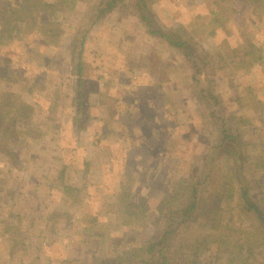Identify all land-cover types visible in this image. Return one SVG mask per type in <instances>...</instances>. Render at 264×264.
I'll use <instances>...</instances> for the list:
<instances>
[{
  "label": "rangeland",
  "instance_id": "1",
  "mask_svg": "<svg viewBox=\"0 0 264 264\" xmlns=\"http://www.w3.org/2000/svg\"><path fill=\"white\" fill-rule=\"evenodd\" d=\"M214 1L155 3L163 23L185 26L208 56L198 83L194 65L177 49L147 35L128 12L110 14L95 26L85 52L92 119L82 130L72 124L67 45L97 1L79 0L60 13L64 36L56 46H48L34 29H23L0 44V102L3 92H14L34 108L16 103L3 111L0 104L4 121L13 113L25 116H19V132L13 137H5L0 122V264H141L147 240L163 227L154 221L161 202L185 178L202 179L213 157L204 188L217 192L227 181L234 197L223 203L224 222L250 227L248 218H233L234 204L244 179L264 206V104L256 102L264 103V60L249 72L212 64L215 56H225L226 47L248 40L264 52V11L256 16L242 0H225L223 12H229L226 3L235 12L228 19L222 13V21L213 22ZM212 111L236 113L232 125L245 143L239 153L214 152L221 129L212 122ZM4 145L16 153L15 171L8 166L14 161H6ZM62 182L78 187L77 199L65 194ZM128 190L135 202L147 198V216L129 224L118 211ZM205 225L200 220L173 237L171 264H190L191 238L206 230ZM259 252L263 259L264 245ZM202 259V264H227L217 248Z\"/></svg>",
  "mask_w": 264,
  "mask_h": 264
},
{
  "label": "trees",
  "instance_id": "2",
  "mask_svg": "<svg viewBox=\"0 0 264 264\" xmlns=\"http://www.w3.org/2000/svg\"><path fill=\"white\" fill-rule=\"evenodd\" d=\"M79 0H21V3L14 4L12 0H2L0 2V44L8 42L15 38L18 33L24 30H36L40 37L46 41L48 46L60 44L64 36L63 24L60 19V13L66 9H72ZM91 9L84 14L83 21L78 24L73 39L68 43L70 74L72 77L73 99L72 105L74 115L72 124L74 128L82 130L87 128L92 117L89 111V99L92 94L90 67L85 59L86 42L92 29L105 21L110 14L118 11H126L131 16L138 19L145 27V32L152 38H157L165 42L170 47L177 49L178 52L189 62H191L196 73L193 78L198 83L202 81L201 75L206 70L208 56L198 45L196 39L189 30L181 25L168 26L163 23L155 9L156 0H96ZM243 3L252 8L253 13L259 16L264 11V0H242ZM216 8L211 6V15L213 22H220L225 0L214 1ZM228 14L226 19L230 18V13L235 12L234 8L226 3ZM62 43V42H61ZM226 47V54L223 57L215 56L213 66L221 63L232 64L239 71V68L249 72L257 65H261L264 60V52L255 42L250 40L247 44H240ZM6 71V69H2ZM208 73V72H205ZM204 93V92H203ZM215 103L218 99L211 93ZM1 109L7 111L13 104H18V108L34 110L28 103L21 102L19 95L14 92H3L1 95ZM6 99V100H5ZM8 99V100H7ZM13 100V101H12ZM8 102V103H7ZM257 104L264 103L256 100ZM16 109L17 111L19 109ZM263 108V107H262ZM21 110V109H20ZM23 110V109H22ZM264 112V109L262 110ZM3 115L6 116L3 112ZM12 115H15L13 113ZM8 117L4 123L3 132L6 137L16 136L19 132V116L25 117L22 113ZM12 117V118H11ZM210 117L212 122H218L221 132L219 138L214 143V152L223 149L228 155H234L240 152L241 146L245 145L242 135H239L232 125L236 113L219 115L212 111ZM2 132V133H3ZM7 138V137H6ZM4 147V154H7L8 162L14 161V164L8 166L15 171L17 165L16 153L7 145ZM236 156V155H235ZM213 166L215 157L212 158ZM236 173H239L241 160H235ZM88 165V162H87ZM206 175L199 179L197 177L185 178L178 183L171 195H167L161 202L160 214L155 217L158 225L162 224L161 233L156 237H150L146 246L142 249L141 264H171V247L173 237L182 230L190 228L193 223H199L205 220V225L201 234L191 238L192 260L190 264H202L204 259L202 255L207 251L217 248L218 255L227 259V264H264V258L259 259V249L264 245V206H261L259 198L253 197L252 188L247 185V181H240L238 185V196L234 204L235 214L233 216L243 219L248 218L250 227L239 225L231 226L224 222L225 210L223 203L226 199L233 198L232 192L228 190L229 185L224 181L217 192H209L204 188L208 185L213 172V166L209 164ZM63 171V170H62ZM64 171L61 173L63 174ZM79 176L82 175L78 171ZM130 176V175H128ZM131 179V177H130ZM64 185V192L72 199H77L78 187L73 185ZM37 187V186H36ZM125 191V189L123 190ZM14 192V191H13ZM12 192V193H13ZM16 193V192H15ZM124 192L119 193L123 195ZM118 195V196H119ZM75 196V198H74ZM264 199V194H263ZM146 200L143 197L139 202L131 199V192H125V198L118 202V211L124 212L125 223L141 221L147 216ZM201 228V225L199 224Z\"/></svg>",
  "mask_w": 264,
  "mask_h": 264
},
{
  "label": "crops",
  "instance_id": "3",
  "mask_svg": "<svg viewBox=\"0 0 264 264\" xmlns=\"http://www.w3.org/2000/svg\"><path fill=\"white\" fill-rule=\"evenodd\" d=\"M109 24V22L106 21V25ZM95 30V29H94Z\"/></svg>",
  "mask_w": 264,
  "mask_h": 264
}]
</instances>
